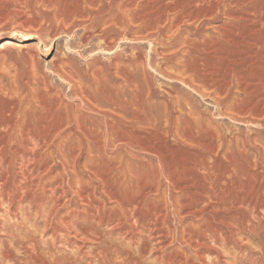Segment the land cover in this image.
I'll list each match as a JSON object with an SVG mask.
<instances>
[{"label":"rangeland","instance_id":"1","mask_svg":"<svg viewBox=\"0 0 264 264\" xmlns=\"http://www.w3.org/2000/svg\"><path fill=\"white\" fill-rule=\"evenodd\" d=\"M0 148V264H264V0H0Z\"/></svg>","mask_w":264,"mask_h":264},{"label":"bare ground","instance_id":"2","mask_svg":"<svg viewBox=\"0 0 264 264\" xmlns=\"http://www.w3.org/2000/svg\"><path fill=\"white\" fill-rule=\"evenodd\" d=\"M9 131V130H8ZM22 132V131H21ZM20 135V134H19ZM28 135V134H27ZM26 136V135H25ZM12 138V137H11ZM28 138L30 139V137L28 136ZM26 139V142H28L29 143V139ZM36 139V138H35ZM17 140H19V139H17ZM25 141V140H24ZM31 141V140H30ZM37 141V140H36ZM38 142V141H37ZM21 143V142H20ZM27 143V144H28ZM44 143V142H43ZM14 144V143H13ZM37 144H39V142L37 143ZM46 145V144H45ZM33 146L34 147H32V148H28L27 146L25 147V151L26 152H32L31 153V155H29L28 153L26 154V155H28V158L26 159V163H29V161L31 160V161H35V158H36V156L34 155L35 153H34V151H35V149H36V143L35 144H33ZM42 146V145H41ZM30 147V146H29ZM1 149V148H0ZM16 153V152H15ZM17 153H18V151H17ZM53 154V153H52ZM23 155H24V153H23ZM25 155V156H26ZM21 158V157H20ZM23 164H25V163H23ZM1 166V165H0ZM25 166V165H24ZM7 169V168H6ZM20 170V169H19ZM64 170V169H63ZM42 173V172H41ZM41 173H38L37 174V176L35 177V178H33V177H31V178H29V176H25L23 179L25 180L24 182H27V184L28 183H32L33 181V179H36L38 182L34 185V186H39V184H43V182H42V180H43V177H42V175H41ZM32 174V173H31ZM2 175V174H1ZM1 175H0V181H2V182H5L6 181V179H5V177H1ZM96 176V175H95ZM123 176V175H122ZM82 177V176H81ZM88 177V176H87ZM63 178V177H62ZM48 179V178H47ZM78 179V178H77ZM20 181V180H19ZM22 182V181H21ZM21 182H18L17 184L15 183L14 185H15V191H13L14 193H17L18 192V190L19 189H22L23 187H22V185L23 184H25V183H23L22 182V184H21ZM121 183V182H120ZM1 184V183H0ZM13 185V184H12ZM48 185V184H47ZM46 185V186H47ZM54 185V184H53ZM33 185H30V186H27V189L28 188H30V187H32ZM42 186V185H41ZM50 187V186H49ZM94 187V186H93ZM33 188V187H32ZM42 188H44V185H43V187ZM26 189V190H27ZM45 189V188H44ZM46 189L47 190H49L50 191V188L48 189L47 187H46ZM62 189V188H61ZM90 189V188H89ZM59 191V186H55L53 189H51V192L53 193V200H54V203H55V205L53 206V207H55L56 205H58L57 203H58V201H59V198H60V194L59 195H57L56 193H55V191ZM5 191H3V190H0V201H2L3 199H4V196H6V194L7 193H4ZM87 192V191H86ZM19 193V192H18ZM144 193V192H143ZM148 193V192H147ZM43 194V193H42ZM104 194V193H103ZM145 194V196L147 195L146 194V192L144 193ZM150 194V193H149ZM55 195H57V196H55ZM154 195H156V194H154ZM35 196V195H34ZM85 196V195H84ZM83 196V197H84ZM10 197V198H9ZM9 197H7V199H8V201H9V199H11V194L9 195ZM39 197V196H38ZM80 197V196H79ZM87 197V196H86ZM149 197V196H148ZM108 198V197H107ZM6 199V200H7ZM18 201H21V199L20 200H18ZM75 201V200H74ZM107 201V200H106ZM3 202V201H2ZM137 202H138V200H137ZM11 203V202H10ZM85 203V202H84ZM118 205V204H117ZM120 205V204H119ZM140 205V204H139ZM90 206V205H89ZM102 206V205H101ZM122 206H123V204H122ZM91 207V206H90ZM104 207V206H103ZM52 208V207H51ZM92 208V207H91ZM99 208V207H98ZM123 209V208H122ZM16 210V209H15ZM102 210V209H101ZM121 210V209H120ZM125 210V209H124ZM123 210V211H124ZM129 210V209H128ZM17 211H19V210H17ZM42 211V210H41ZM70 212V211H69ZM93 212V211H92ZM126 212V211H125ZM130 212V211H129ZM13 213V217H14V219H15V221H14V224L17 226V227H20V229L22 230V228H21V226L24 224H22V221L21 222H19V219H17L18 217H17V213L15 212H12ZM96 213V212H95ZM159 213V212H158ZM125 214V213H124ZM50 215H51V217H50V220L56 215V211H51L50 212ZM129 215V214H128ZM43 216V215H42ZM48 216V215H47ZM46 216V217H47ZM126 216V215H125ZM150 216V215H149ZM41 217V216H40ZM56 217H58V216H56ZM132 217V216H131ZM130 217V218H131ZM153 217V218H152ZM160 217H162L161 216V214L159 213V214H151V216H150V219L148 220V223H147V231H148V233H149V236L150 237H153L152 238V240L154 241V242H156L155 244L157 245V243L158 244H161V241H159L160 239L159 238H156V236L155 235H157V233H158V228H157V225H158V219L160 218ZM27 218V217H26ZM29 218V217H28ZM27 218V219H28ZM134 218V217H133ZM152 218V219H151ZM57 219V218H56ZM128 219V218H127ZM135 219H136V217H135ZM142 219V218H141ZM31 220V219H30ZM65 220H63V222H64ZM67 221V220H66ZM114 223V222H113ZM120 223V222H119ZM132 223V222H131ZM163 223V222H162ZM62 224V223H61ZM69 224V223H68ZM121 224V223H120ZM139 224V223H138ZM12 225V224H11ZM64 225V224H63ZM95 226V225H94ZM93 226V227H94ZM143 226H144V224H143ZM169 226V225H168ZM25 227V226H24ZM76 227V226H75ZM66 228V227H65ZM144 228V227H143ZM18 229V228H17ZM27 229V228H26ZM54 229V228H53ZM118 229V228H117ZM16 230V229H15ZM28 230H29V228H28ZM31 230V229H30ZM26 231V230H25ZM54 231V233H53V239H57V237H58V235H57V231L56 230H53ZM97 231V230H96ZM23 232V231H22ZM17 232H15V234H16ZM25 233V232H24ZM27 233H28V231H27ZM27 233H26V235H27ZM30 233V232H29ZM163 233V232H162ZM21 234V233H20ZM61 234V233H60ZM31 235H32V233H31ZM63 235V234H62ZM37 236V235H36ZM99 236V235H98ZM130 236V235H129ZM32 237V236H31ZM92 237V236H91ZM96 237V236H95ZM144 237V236H143ZM13 238H15V237H13ZM22 238H26V239H24V240H26L27 242L29 241H31L32 242V245H33V242H34V240L32 239V238H30V236H29V238L28 237H22ZM35 238V237H34ZM17 239V238H16ZM41 239V238H40ZM20 240V239H19ZM18 240V241H19ZM37 240V239H36ZM157 240V241H156ZM26 241H22L21 243H19V247L18 248H25V249H27V244L25 243ZM66 241V240H65ZM127 241V240H126ZM9 242V241H8ZM17 242V241H16ZM16 242H11V243H13V244H15ZM38 243V242H37ZM45 243V242H44ZM53 244V243H52ZM55 244V243H54ZM168 244V243H167ZM12 245V244H11ZM112 245V244H111ZM141 245V244H140ZM31 246V245H30ZM34 246H35V244L32 246L33 247V249H35L34 248ZM14 247H16V246H14ZM29 247V246H28ZM39 247V246H38ZM114 247V246H113ZM155 248H156V246H154ZM41 248V247H40ZM16 249H17V247H16ZM32 249V248H31ZM5 250H6V248H5ZM22 250H24V249H22ZM28 250V249H27ZM162 250V249H161ZM3 251V250H2ZM19 251H20V249H19ZM117 252V251H116ZM5 253H6V251H5ZM5 253L4 252H1V256H5ZM27 253V252H26ZM43 252H42V250L40 251V250H33L32 252H29V253H27L26 255H23L22 256V258H20V259H12V261H13V263L12 264H27L28 262H30L31 260H34V259H36V258H39V257H41L40 256V254H42ZM103 254V253H102ZM20 255V254H19ZM160 255V254H159ZM54 258V257H53ZM40 259V258H39ZM30 260V261H29ZM11 261V260H10ZM53 261V260H52ZM56 261V260H55ZM167 261V260H166ZM32 262V261H31ZM61 264V263H60Z\"/></svg>","mask_w":264,"mask_h":264}]
</instances>
